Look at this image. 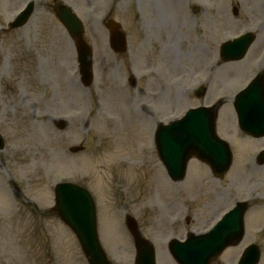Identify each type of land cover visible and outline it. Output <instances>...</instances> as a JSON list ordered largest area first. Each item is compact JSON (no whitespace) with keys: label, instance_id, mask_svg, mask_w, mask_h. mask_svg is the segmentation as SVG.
Instances as JSON below:
<instances>
[{"label":"rangeland","instance_id":"1","mask_svg":"<svg viewBox=\"0 0 264 264\" xmlns=\"http://www.w3.org/2000/svg\"><path fill=\"white\" fill-rule=\"evenodd\" d=\"M27 1L0 0V132L5 138L0 151V264H88L77 237L53 211L55 185L62 181L87 186L94 195L99 234L111 264L135 262L127 215L155 245L158 264H176L169 241L206 232L222 209L217 202L226 196H208L198 185L207 178L198 180L194 159L185 181L173 183L154 145L150 142L146 149L141 144L149 141L158 121L233 96L239 84L234 77L233 90L229 87L225 76L232 68L227 65L217 68L205 97L191 91L203 79L204 65L212 62L207 58L215 53L214 47L243 30L259 35L243 63H252L254 54L264 51L260 9L264 0H64L83 20L85 38L94 49L95 81L89 89L81 83L76 51L56 16L58 0H35L29 22L7 30ZM194 6L201 9L198 15ZM110 18L122 25L127 36L125 54L106 48L105 19ZM259 20L263 26L256 30ZM186 39L198 42V48L181 51L184 46L179 49V45ZM194 60L198 77L191 76ZM131 73L142 78L136 87L129 83ZM183 85L186 90L181 92ZM148 99L154 107L141 117V104ZM228 107L221 109L220 134L235 142L236 160L244 163L253 153L244 152L243 143L235 146L238 131ZM61 119L68 123L64 130L56 126ZM139 139L143 141L135 152L132 146L129 154L119 148ZM79 145L86 147L84 152L69 151ZM259 169L248 175L239 165L232 177L211 178L212 188H236L244 196L258 194L262 200L264 167ZM231 198H236L235 192ZM253 208L243 243L228 249L214 264H237L251 243L262 247L260 264H264V208Z\"/></svg>","mask_w":264,"mask_h":264},{"label":"water","instance_id":"2","mask_svg":"<svg viewBox=\"0 0 264 264\" xmlns=\"http://www.w3.org/2000/svg\"><path fill=\"white\" fill-rule=\"evenodd\" d=\"M58 13L81 47L83 78L86 84H90L92 81V52L83 41L82 23L69 7H60ZM247 47L248 37H242L228 43L225 49L232 56L240 57L245 54ZM215 117L216 115H212L209 109L201 108L190 112L184 119L166 127V129L170 128L171 134L177 136L175 140H178L180 149L166 152V156L161 154L170 170L174 171L172 175L177 179L184 177L190 156L196 152L198 154V149L200 152L208 151L205 141L209 140V137L214 139H210L212 143L220 142L215 135ZM202 118L205 121H201ZM247 129L250 127L246 126ZM209 151V153L202 154V158L207 159L212 164H215L216 160L224 154L222 150L216 151V148H209ZM225 158L228 162L231 158L230 152H225ZM57 203L59 214L77 233L91 264H108L96 232L94 204L87 191L72 184H60L57 186ZM244 210L245 208L241 209L242 214ZM242 229L243 222H240L239 219L234 220L231 216L224 219L210 233L201 236L193 235L186 242L173 241L171 250L181 264H210L234 239L242 237ZM139 244V264H155L154 254L150 246L142 241H139ZM253 250V247L248 249L242 264H256L258 255H254ZM250 256L252 258H249Z\"/></svg>","mask_w":264,"mask_h":264},{"label":"flooded vegetation","instance_id":"3","mask_svg":"<svg viewBox=\"0 0 264 264\" xmlns=\"http://www.w3.org/2000/svg\"><path fill=\"white\" fill-rule=\"evenodd\" d=\"M132 82H133V84H134L136 81L133 79ZM263 147H264V146H263ZM255 165H256V166H255ZM257 166H259V165L255 164V163H253V162H248V165L245 166V169H246V171H254L255 168H258ZM259 167H260V166H259Z\"/></svg>","mask_w":264,"mask_h":264},{"label":"bare ground","instance_id":"4","mask_svg":"<svg viewBox=\"0 0 264 264\" xmlns=\"http://www.w3.org/2000/svg\"><path fill=\"white\" fill-rule=\"evenodd\" d=\"M123 130L126 131V129H123ZM131 144H132V142H131ZM122 149H123V152L127 153L128 152L127 144H123Z\"/></svg>","mask_w":264,"mask_h":264}]
</instances>
